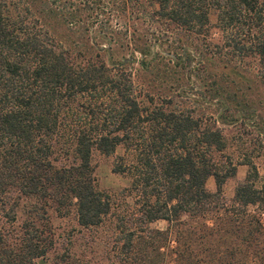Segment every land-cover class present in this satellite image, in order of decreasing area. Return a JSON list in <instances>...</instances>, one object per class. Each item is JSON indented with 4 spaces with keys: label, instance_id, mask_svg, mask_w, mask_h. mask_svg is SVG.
<instances>
[{
    "label": "trees",
    "instance_id": "obj_1",
    "mask_svg": "<svg viewBox=\"0 0 264 264\" xmlns=\"http://www.w3.org/2000/svg\"><path fill=\"white\" fill-rule=\"evenodd\" d=\"M258 84L264 0H0V264H44L50 211L90 236L66 264H264V170L244 158L223 194L221 123ZM95 154L129 178L120 205Z\"/></svg>",
    "mask_w": 264,
    "mask_h": 264
},
{
    "label": "rangeland",
    "instance_id": "obj_2",
    "mask_svg": "<svg viewBox=\"0 0 264 264\" xmlns=\"http://www.w3.org/2000/svg\"><path fill=\"white\" fill-rule=\"evenodd\" d=\"M250 96L255 102L254 106L256 107V111L254 114L250 113L247 117L240 118L234 122L232 121L229 124L221 123L224 132L230 139L224 155L228 156L236 166L235 174L228 177L223 185L224 197L228 199L233 196L236 185L242 182L247 175L249 166L244 163V158H250L257 166L260 176L263 174L264 170V87L260 84L255 85ZM115 159L116 157L114 154H95L92 163L95 168L94 173L98 190L109 194L114 203L120 205V190L128 186L129 178L126 175L114 172L113 167ZM206 185L209 190H215V182L212 177L207 180ZM126 201L130 204L132 203L130 197H128ZM49 221L56 243L44 264H56L55 261L58 259L62 261L60 264H66V260H62V257L63 253L66 252V247H70L69 239H71V241H76L77 250H83L90 236L88 235L86 238L83 237L86 233L81 232L73 213L66 217L60 216L54 211H50ZM165 225L166 223L162 220L152 224V226L158 228H164ZM105 235L108 237L111 235L108 228H105L104 231H100V236L103 239L107 237ZM100 236H98V239H100ZM112 238L109 239L107 245H109ZM108 251L109 246L105 247L101 245L94 251H88L90 252L88 257L91 260L94 259V261L104 260ZM55 255L58 258L57 260L54 259ZM167 264L172 263L169 262Z\"/></svg>",
    "mask_w": 264,
    "mask_h": 264
}]
</instances>
